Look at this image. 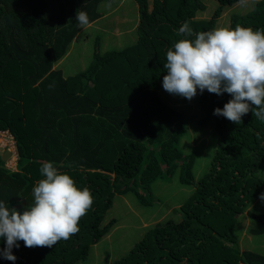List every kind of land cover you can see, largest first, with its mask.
I'll list each match as a JSON object with an SVG mask.
<instances>
[{
    "label": "trees",
    "instance_id": "trees-1",
    "mask_svg": "<svg viewBox=\"0 0 264 264\" xmlns=\"http://www.w3.org/2000/svg\"><path fill=\"white\" fill-rule=\"evenodd\" d=\"M237 1L0 0V130L11 133L17 153L15 170L0 157V201L21 212L31 206L45 162L94 198L68 240L52 248L18 241L16 260L0 257V264H77L114 225L105 218L116 194L132 191L146 202L140 191L174 171L190 187L177 213L147 226L108 264H264V254L241 250L236 236L245 217L249 233L264 232V212L248 208L262 189L264 121L251 112L238 125L213 115L231 99L227 93L197 90L196 109L175 107L159 94L166 53L184 38L182 24L193 33L215 29L225 6ZM253 3L244 14L227 12L216 28L264 29V0ZM81 10L90 22L117 16L125 44L94 48L85 67L66 75L58 62L83 32L75 19ZM129 17L133 26L124 22ZM194 123L211 124L216 133L208 166L197 176L193 154L182 148Z\"/></svg>",
    "mask_w": 264,
    "mask_h": 264
},
{
    "label": "clouds",
    "instance_id": "clouds-1",
    "mask_svg": "<svg viewBox=\"0 0 264 264\" xmlns=\"http://www.w3.org/2000/svg\"><path fill=\"white\" fill-rule=\"evenodd\" d=\"M75 19L81 26L90 23L83 10L76 12ZM180 34L184 38L166 53L163 89L188 100L197 95V90L217 96L227 93L231 99L222 109L215 108L213 115L238 125L251 112L264 121V29L237 24L234 29L224 26L193 33L189 23L184 22ZM40 173L45 178L33 187L31 206L21 212L0 201L3 259L16 260L12 249L19 248L18 241L27 248H52L59 241L68 240L79 231V221L94 203L88 187L78 188L75 180L52 162L43 163Z\"/></svg>",
    "mask_w": 264,
    "mask_h": 264
},
{
    "label": "rangeland",
    "instance_id": "rangeland-1",
    "mask_svg": "<svg viewBox=\"0 0 264 264\" xmlns=\"http://www.w3.org/2000/svg\"><path fill=\"white\" fill-rule=\"evenodd\" d=\"M253 7V0H240L226 5L221 18L216 22V27L218 24L221 25L225 22L227 12L244 14L251 11ZM115 19H117V16H103L102 20H96L81 27L80 30H83V32L79 33L80 36L77 40L71 43L67 55L64 56L65 60H63V57L59 61L60 64L62 63L60 68L66 75L85 67L91 60L94 48L98 47L102 52L125 44L124 36L119 31L121 28L118 27L120 22ZM133 19V17H129L128 21L124 22L127 26H133L134 23H131ZM97 34H99L98 37ZM159 94L175 107H181L182 109H196L197 107V95L188 100L167 93L162 86L159 89ZM184 111L189 112L188 110ZM209 125L199 128L195 123L194 126L188 124L189 133L183 138V150L186 153L193 154L192 173L194 176L201 174L208 166L209 159L214 151L216 133L211 124ZM0 157L3 159L5 167L15 170L16 148L12 135L7 131H0ZM258 173L262 180V189L248 208L251 209L252 205L255 204L258 211L264 212V199H261V194H264V161L260 164ZM189 190V185L182 183L178 172L174 171L154 179L149 184L146 193L140 191L143 195L146 194V202L139 200L132 191L116 194L105 218L106 220L114 218V225L106 236L90 246L86 258L80 260L77 264H108L122 256L143 234L147 226L163 220L168 215L173 216L177 213L179 205L185 199ZM241 224L243 225L242 228L236 230L239 248L241 250H255L264 254V232L259 234L249 233L247 227L250 222L246 217L241 220Z\"/></svg>",
    "mask_w": 264,
    "mask_h": 264
},
{
    "label": "crops",
    "instance_id": "crops-1",
    "mask_svg": "<svg viewBox=\"0 0 264 264\" xmlns=\"http://www.w3.org/2000/svg\"><path fill=\"white\" fill-rule=\"evenodd\" d=\"M70 49V48H69ZM66 55H67V53H66ZM59 63V62H58Z\"/></svg>",
    "mask_w": 264,
    "mask_h": 264
}]
</instances>
